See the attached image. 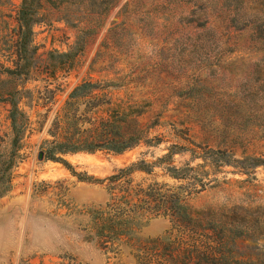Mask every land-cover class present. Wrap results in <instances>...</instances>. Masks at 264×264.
I'll list each match as a JSON object with an SVG mask.
<instances>
[{"label": "rangeland", "instance_id": "374dc122", "mask_svg": "<svg viewBox=\"0 0 264 264\" xmlns=\"http://www.w3.org/2000/svg\"><path fill=\"white\" fill-rule=\"evenodd\" d=\"M22 2L0 0V156L20 148L0 198V264H159L145 248L170 228L201 249L262 259L264 0H36L30 47L19 53ZM137 25L181 42L126 64L129 52L107 46L131 42ZM175 52L176 63L158 61ZM83 81L88 96L68 99ZM11 102L23 124L16 145ZM102 121L104 143L120 134L113 146L130 149L62 156L80 179L38 160L45 142L101 146ZM173 194L189 226L165 216L159 198Z\"/></svg>", "mask_w": 264, "mask_h": 264}, {"label": "trees", "instance_id": "16d2710c", "mask_svg": "<svg viewBox=\"0 0 264 264\" xmlns=\"http://www.w3.org/2000/svg\"><path fill=\"white\" fill-rule=\"evenodd\" d=\"M36 0H23L20 10L18 12V26H19V41L17 43V51L19 53L26 52L28 47H30V37L32 34V26L36 23ZM35 49H31L32 53ZM65 58L74 59V53H68L62 55ZM10 74L21 75L22 72L16 70L9 71ZM92 85L89 82L83 81L80 85H77L72 89V91L68 95V99H78L81 100L88 96L91 92ZM18 108L17 105L11 102V110L9 115L10 127L13 132V145H16L20 140V134L23 131V124H19L17 120ZM120 121L124 120L125 117H119ZM116 118V121L119 119ZM102 133L99 134L98 139L101 143V146H91L88 141H85L83 146H72L70 144L69 139L61 142L52 141L45 142L43 146H41L42 151L44 153V157L46 160H50L52 162H58L63 164L68 170L71 171L72 175L77 176L78 179L81 177L78 176L75 172H73L71 166L67 164V162L62 158V156L69 153H77L80 151H85L88 153H92L96 150H107L109 152L120 154L130 149L131 143H126L122 146H113L116 143V140L121 137V135H116L115 139L107 140L104 143V121L101 122ZM116 127L112 124V122L105 123L106 129H113ZM107 143V144H106ZM105 144V145H104ZM20 148H10L7 158L3 159L0 156V198L6 195L7 192L11 189L12 182V169L14 166V162L16 160V155L18 154ZM260 160H255L253 167L257 165H261ZM122 178V177H121ZM118 176H114L113 180L121 179ZM172 178H179L176 175V170L172 169ZM183 198V197H182ZM177 194H173L168 197V200L165 199L164 196H160L159 201H164L163 204H168L167 212L165 216H170L174 219H177L180 223L185 224L186 226L191 224L190 220V212L186 205L183 204V200ZM116 227L122 228V221H118L115 223ZM110 230L115 232L118 235H121L120 231ZM173 229L170 228L166 231L165 235L161 238L148 240V247L145 250L149 251L148 253L153 256H158L160 263L159 264H264V257L262 259H247V261L239 260L238 257L234 258L224 251V250H214L211 246L205 247L204 249L199 248L196 245V242H188L183 241L179 237L172 238ZM173 239L174 241H171ZM225 246V245H224Z\"/></svg>", "mask_w": 264, "mask_h": 264}, {"label": "crops", "instance_id": "0c3cea01", "mask_svg": "<svg viewBox=\"0 0 264 264\" xmlns=\"http://www.w3.org/2000/svg\"><path fill=\"white\" fill-rule=\"evenodd\" d=\"M134 21V20H132ZM133 31L131 33V42H129L128 40H122L119 39L117 42H113V41H109L110 40V33L108 31H110L109 28L106 29V33H104L106 35V38L109 41V44L107 46V50H115V51H125V52H129L131 54V56H128L125 58V63L126 64H132V65H136L140 63V53L142 50H158V49H174L177 48L179 46V43H177V41L180 39H176V38H171V39H164L162 37H157L156 35H142L140 32V28L137 25L136 28L133 27ZM181 42V41H180ZM177 53L175 52L173 58L172 56L170 58H158V61H162L164 63H176L177 61ZM183 59H191L190 57L194 56L193 54L190 55V57L188 55H182ZM195 59V58H194ZM193 59V60H194ZM173 61V62H172ZM160 63V62H158ZM173 63V64H174ZM115 84L113 85H109V87H114ZM8 121V118H7Z\"/></svg>", "mask_w": 264, "mask_h": 264}, {"label": "water", "instance_id": "95a60500", "mask_svg": "<svg viewBox=\"0 0 264 264\" xmlns=\"http://www.w3.org/2000/svg\"><path fill=\"white\" fill-rule=\"evenodd\" d=\"M43 158H44V153L43 152H39L38 153V160H43Z\"/></svg>", "mask_w": 264, "mask_h": 264}]
</instances>
